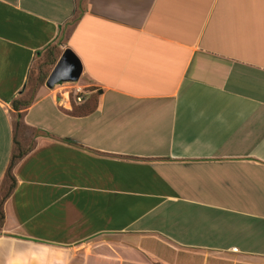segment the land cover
I'll use <instances>...</instances> for the list:
<instances>
[{"label": "crops", "instance_id": "crops-1", "mask_svg": "<svg viewBox=\"0 0 264 264\" xmlns=\"http://www.w3.org/2000/svg\"><path fill=\"white\" fill-rule=\"evenodd\" d=\"M14 100L0 264H264V0H0V186Z\"/></svg>", "mask_w": 264, "mask_h": 264}, {"label": "trees", "instance_id": "trees-1", "mask_svg": "<svg viewBox=\"0 0 264 264\" xmlns=\"http://www.w3.org/2000/svg\"><path fill=\"white\" fill-rule=\"evenodd\" d=\"M57 61V56L54 57V59L51 62V65L55 64ZM46 80V75H42L40 78L38 77L37 83L39 84H44ZM31 100L27 101V100H14L12 102V106L13 109L15 111H17V120L15 123V134H16V146H15V151L13 153L12 156V160L11 163L9 165V168L7 170V173L5 175V179L8 181V188L5 194V197L3 199V202L0 205V227L3 224V220H4V213L2 210V205L4 203V201L6 200V198H8L10 196V194L12 193V191L15 189L16 184H17V180L15 175L13 174V168L16 165V163L21 160L26 154H28V152H30L31 147H32V143L28 148L24 147L23 141L21 140V136H20V129H22L23 127L28 128L23 122H22V114L20 113V110L24 109V108H28L31 105Z\"/></svg>", "mask_w": 264, "mask_h": 264}, {"label": "water", "instance_id": "water-1", "mask_svg": "<svg viewBox=\"0 0 264 264\" xmlns=\"http://www.w3.org/2000/svg\"><path fill=\"white\" fill-rule=\"evenodd\" d=\"M83 73V64L73 49L66 48L46 80V85L53 89L61 83H76Z\"/></svg>", "mask_w": 264, "mask_h": 264}, {"label": "rangeland", "instance_id": "rangeland-1", "mask_svg": "<svg viewBox=\"0 0 264 264\" xmlns=\"http://www.w3.org/2000/svg\"><path fill=\"white\" fill-rule=\"evenodd\" d=\"M78 84L82 85L81 80H79L76 83H61L60 85L55 86L53 89L55 90L56 93H59L58 95H60V99H61L63 97V95L61 93L67 94V96H68L69 95L68 92L73 91L72 86L78 85ZM37 85H38L37 79L33 83L30 84V88H31L32 92ZM60 86H62V87H60ZM94 88L95 87H89L87 89L85 88V91L88 92ZM31 90H30V93H28V95H31V93H32ZM85 95H87V94H85ZM69 97L73 101V94H71ZM32 134H33L32 131L28 128L23 127L22 129H20V136H21L20 138L22 139L25 148H28L31 145ZM7 188H8V181L4 180L3 184L0 186V205L3 202Z\"/></svg>", "mask_w": 264, "mask_h": 264}, {"label": "built area", "instance_id": "built-area-1", "mask_svg": "<svg viewBox=\"0 0 264 264\" xmlns=\"http://www.w3.org/2000/svg\"><path fill=\"white\" fill-rule=\"evenodd\" d=\"M72 92H68L69 95L67 96V104L70 106H76V105H81L85 101V88L79 85H74L72 86ZM71 94H73V101L69 97ZM65 103H62L61 106H64ZM66 106V105H65Z\"/></svg>", "mask_w": 264, "mask_h": 264}]
</instances>
